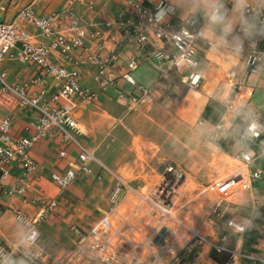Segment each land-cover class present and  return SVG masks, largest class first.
<instances>
[{"label":"crops","instance_id":"1","mask_svg":"<svg viewBox=\"0 0 264 264\" xmlns=\"http://www.w3.org/2000/svg\"><path fill=\"white\" fill-rule=\"evenodd\" d=\"M126 1L91 0L90 5H70L69 0H0V20L23 28L33 43H47L54 34L47 36L31 23L18 21L16 13L24 6H31L39 17L67 10L76 17L78 26L84 28L83 45L72 53L70 60L57 52L50 55V60L66 68H76L80 84L95 92L92 100L72 95L70 102L71 115L79 129L76 139L89 148L97 160L87 162L89 173L79 171L70 184L60 190L51 181L50 174L61 173L68 164L76 163L79 148L76 144L61 145L58 138L39 139L30 149L36 168L27 191L22 195L0 194V239L12 244L21 235L23 227L15 220V211L34 217L42 202L55 198L56 205L38 224V230L40 240L55 248L56 255L60 256L62 249L72 246L78 234L86 232L108 211L110 192L117 179L132 185L138 194L151 197L163 178L164 166L173 163L184 171L185 180L171 196V216L220 245L223 252L219 258L236 252L239 254L237 264H264V182L234 190L222 218L209 215L216 195L208 185L229 175L241 164L234 154L239 149L238 137L244 123L225 110V100L230 96L238 106L253 112L264 111V60L248 70L243 85L233 89V84L243 74L246 56L228 49L224 43L225 37L236 41L257 39L258 14L264 10V0H247L245 5L238 0H218L224 19L216 25L209 19V0H168L175 8L174 25L192 15L201 27L205 42L198 48L201 74L198 89L182 82L186 70L180 65L158 61L122 38L120 25L130 17ZM137 1L153 5L158 0ZM247 5L252 6V11L243 18ZM249 25H253L252 30ZM240 27L246 31L237 32ZM52 30L62 35L73 31L69 23L59 20L52 25ZM164 49L172 52L170 45H164ZM90 51L100 56L117 55L107 69L114 82L105 89H99L94 79L97 67L86 60ZM132 56L139 60L132 72L134 79L148 88L146 95L134 100L131 96L139 93L129 94L130 86L121 79ZM0 72L6 83L32 95L43 92L46 100L57 89V83L50 77L45 78L43 84H37L34 80L40 77V69L30 62L3 59ZM209 100L223 107L217 123L202 117ZM62 103L59 99L54 105ZM5 116L10 119L12 138L33 133L36 114L30 108L0 100V119ZM259 121L264 124V113ZM220 122L223 127L218 129ZM221 140L225 149L218 145ZM61 147L66 150L63 157L58 153ZM230 163L235 165L233 169ZM253 167H264V156L249 168ZM20 173L19 167L10 166L4 184H13ZM147 210V204L135 193L125 191L112 212L114 227L124 235V250L138 244L149 233L147 224L151 220L144 212ZM228 220L243 224L245 230L237 233L227 229ZM221 233H225L222 242ZM182 246L181 241L175 242L176 250ZM210 252L206 243L197 246L193 259L182 264H220L211 258ZM10 260L18 262L16 256Z\"/></svg>","mask_w":264,"mask_h":264},{"label":"built area","instance_id":"2","mask_svg":"<svg viewBox=\"0 0 264 264\" xmlns=\"http://www.w3.org/2000/svg\"><path fill=\"white\" fill-rule=\"evenodd\" d=\"M74 3L92 4L91 0H69L70 5ZM126 4L130 17L120 25L122 38L158 61L180 65L186 70L182 82L191 88L198 89L201 83V74L198 70L200 59L198 48L205 40L197 18L189 15L174 25L175 8L168 0H158L153 5H145L137 0H127ZM160 8L168 11L162 18L157 19ZM251 11L252 6L247 5L242 17L244 18ZM16 19L31 23L47 36L54 35L49 42L36 44L31 42L29 33L23 28L12 22L0 20V63L3 59L33 63L40 69V77L34 81L37 84H43L44 79L50 77L57 83V89L55 94L46 100L42 96L43 92L32 95L18 86L6 83L4 74L0 72V100L9 105L14 103L19 107L30 108L36 114L33 133L20 138L10 136L8 116L0 119V194L22 195L27 191V184L32 179L36 168V163L30 156V149L39 139L45 137L58 138L61 145L76 144L79 148L76 163L68 164L61 173L50 174L51 181L62 190L70 184L79 171L90 172L86 165L88 161L97 162L91 150L78 143L76 139L79 129L71 115L73 105L70 102L72 95L82 100H92L95 92L80 84V73L76 68H66L50 60L53 52L70 60L72 53L83 45L84 28L78 26L76 17L67 10L55 11L45 17H39L31 6H24L17 11ZM58 20L69 23L72 33L68 35L53 33L52 25ZM257 23L260 28H264V10L258 14ZM245 31L244 27L237 28V32ZM224 43L228 49L244 53L246 56L243 74L233 84V89H236L246 82L248 70L264 60V49L257 50L256 40L236 41L231 37H225ZM164 45H170L172 52L165 50ZM116 59L115 53L100 56L93 51L87 52L86 60L97 67L94 79L99 89H105L114 82L107 69L108 65ZM138 64L137 57H130L126 71L121 74V79L131 88L129 94L134 91L139 93L138 96H131L133 100L142 98L148 92V88L138 84L132 74ZM231 75L234 74L231 72ZM120 97H123L122 93ZM59 99L63 101L62 105L55 106L54 102ZM224 106L226 111L244 123V127L238 137L239 149L234 154V158L241 164L229 175L209 184L211 191L216 195V201L210 208L209 215L216 218L224 217L234 190L245 188L254 182H264V167L249 168L256 159L264 156V139H262L264 131H260L258 136L253 137L247 127L250 117L264 126L259 121L264 111L253 112L246 107L238 106L230 96L225 100ZM222 127L223 124L220 122L217 128ZM58 153L63 157L66 150L61 147ZM10 166L19 167L21 173L13 184L5 185ZM184 180V171L175 164L168 163L163 168L160 184L151 197H146L138 194L132 185L117 179L110 192L108 211L94 221L86 232L78 234L72 246L62 249L60 256L56 255L55 248L40 240L38 230V224L56 205L57 200L52 198L42 202L34 217L15 211L14 218L22 225L23 230L12 244L0 239V264H5V261L13 256L18 258V262L23 261L24 264H182L186 260L193 259V250L205 243L211 250L222 253L223 248L220 245L208 241L196 230L171 216L169 211L171 196ZM125 191L135 193L147 204L148 210L144 212L145 216L147 215L151 220L147 224L149 233H146L138 244L131 245L128 250H124V235L114 227L112 217V212L125 195ZM136 209H138L137 206ZM133 213L136 214V210ZM226 228L237 233L245 230L243 224L234 220H228ZM219 240L221 242L225 240V233L219 235ZM177 241L183 243L179 250L175 248ZM238 255L236 252H229L222 264H237Z\"/></svg>","mask_w":264,"mask_h":264},{"label":"clouds","instance_id":"3","mask_svg":"<svg viewBox=\"0 0 264 264\" xmlns=\"http://www.w3.org/2000/svg\"><path fill=\"white\" fill-rule=\"evenodd\" d=\"M246 2L247 0H238V3L241 5H245ZM208 6L210 8V16H209L210 22L214 25L223 23L224 17L220 11L218 0H209ZM167 11H168L167 9L160 8L157 13V19L162 18L163 15L167 13ZM252 28H253V25H249V30H252ZM247 127H248V131L250 135L253 137L258 136L260 134V131H264V126L259 125L258 122L251 117L248 120ZM5 264H24V262L8 260V261H5Z\"/></svg>","mask_w":264,"mask_h":264},{"label":"trees","instance_id":"4","mask_svg":"<svg viewBox=\"0 0 264 264\" xmlns=\"http://www.w3.org/2000/svg\"><path fill=\"white\" fill-rule=\"evenodd\" d=\"M256 48L259 51L264 49V28H260L258 37L256 39ZM222 111H223L222 105H220V104H218L212 100H209L208 105L205 107V109L202 113V117L204 119L209 120L212 123H217V121L221 117ZM218 145L221 148L225 149L224 148L225 146H224L222 140L218 142ZM219 254H221V253H217L214 250H211V252H210L211 258L218 261L220 264H222L226 260V258L228 257V254L225 255L223 258H219Z\"/></svg>","mask_w":264,"mask_h":264},{"label":"rangeland","instance_id":"5","mask_svg":"<svg viewBox=\"0 0 264 264\" xmlns=\"http://www.w3.org/2000/svg\"><path fill=\"white\" fill-rule=\"evenodd\" d=\"M234 167H235V165L230 163V169H233ZM209 184H210V183H209ZM209 184H208V185H209ZM209 190L211 191L210 188H209Z\"/></svg>","mask_w":264,"mask_h":264}]
</instances>
